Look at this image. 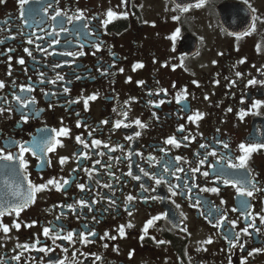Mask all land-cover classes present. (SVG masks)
Here are the masks:
<instances>
[{
	"label": "flooded vegetation",
	"instance_id": "flooded-vegetation-1",
	"mask_svg": "<svg viewBox=\"0 0 264 264\" xmlns=\"http://www.w3.org/2000/svg\"><path fill=\"white\" fill-rule=\"evenodd\" d=\"M200 4L0 0V264H264V0Z\"/></svg>",
	"mask_w": 264,
	"mask_h": 264
},
{
	"label": "snow or ice",
	"instance_id": "snow-or-ice-1",
	"mask_svg": "<svg viewBox=\"0 0 264 264\" xmlns=\"http://www.w3.org/2000/svg\"><path fill=\"white\" fill-rule=\"evenodd\" d=\"M206 2V0H201V4L199 5V6H203V4ZM26 3H28V0H21V5L23 6L24 4H26ZM188 9L187 8H185V9H183V11H187ZM57 16H59V15H61V13H59V12H57V14H56ZM112 13L111 12H109L108 13V16L109 17H112ZM53 19H55V17H53ZM177 35H178V32H177ZM245 35H247V33L245 34ZM173 39H174V37H173ZM29 43H31V41H29ZM20 63H23V61H20ZM136 67H142L141 65H137ZM135 70V69H134ZM254 83V82H253ZM0 87H3V85L2 84H0ZM30 90V89H29ZM23 91V90H22ZM158 106V105H157ZM120 125H117V127H119ZM182 130V129H181ZM61 134H64V133H61ZM168 143H175V141L174 140H169L168 141ZM202 147H204L203 145H202ZM241 148L242 149H244L246 152H251V151H254L255 149H251V148H249V149H245L244 148V145H241ZM26 149L23 147V146H21V153H23V151H25ZM214 154V153H213ZM0 159H4V160H12L13 158L11 157V156H0ZM229 167H232V165H229ZM238 167H245V158H242L241 159V161H240V164L238 165ZM205 175H207V173H205ZM50 184H52V183H55L54 181H50L49 182ZM65 184H67V181H65L64 182ZM158 183H159V181H158ZM42 190H44L43 188H36L35 189V191H42ZM57 191H60V188H59V186H57ZM173 195H175V193L173 192L172 193ZM239 195H247V196H251L252 195V193L251 192H241V193H239ZM129 200H131L132 198L131 197H129L128 198ZM22 208H23V205H21L20 206V208L19 209H16V214L17 215H19V211L20 210H22ZM4 213H2V212H0V215H3ZM14 227H16L17 229L19 228V225L17 224V225H13ZM131 225H129V227H130ZM0 229H2L3 230V232L4 233H7L8 231H9V229L7 228V227H4V226H2V225H0ZM48 234V229H45V235H47ZM245 234H247V232H245ZM93 235H95V233H93ZM121 235H123V230H121ZM56 238H58V237H53V239H56ZM71 237H69V239H70ZM205 243H211V241L209 240V241H206ZM40 251H44V249H40ZM97 259H99V257H97Z\"/></svg>",
	"mask_w": 264,
	"mask_h": 264
}]
</instances>
